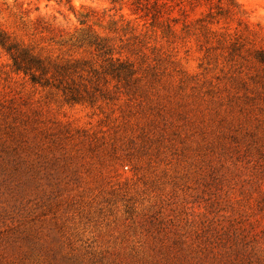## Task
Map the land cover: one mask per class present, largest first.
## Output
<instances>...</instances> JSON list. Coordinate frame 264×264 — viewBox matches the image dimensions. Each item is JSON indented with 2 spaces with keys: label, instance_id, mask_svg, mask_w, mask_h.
Listing matches in <instances>:
<instances>
[{
  "label": "rangeland",
  "instance_id": "rangeland-1",
  "mask_svg": "<svg viewBox=\"0 0 264 264\" xmlns=\"http://www.w3.org/2000/svg\"><path fill=\"white\" fill-rule=\"evenodd\" d=\"M133 2L0 0V264L264 251V0Z\"/></svg>",
  "mask_w": 264,
  "mask_h": 264
},
{
  "label": "trees",
  "instance_id": "trees-1",
  "mask_svg": "<svg viewBox=\"0 0 264 264\" xmlns=\"http://www.w3.org/2000/svg\"><path fill=\"white\" fill-rule=\"evenodd\" d=\"M49 1V0H47ZM58 3L69 4V0H54ZM119 0H109L111 5L118 4ZM200 0H134L133 7L134 12L147 10L148 13H153L151 15L152 23L158 21V19L163 18L167 15V12H172L174 8L180 7L186 3L188 6H196L199 4ZM228 8H236V0H223ZM180 11H182L179 8ZM147 16V15H146ZM174 22V20H171ZM168 22V21H167ZM164 33H170V27L166 24L164 28ZM98 51L105 50V45L101 41L94 43ZM0 48L8 54L12 66L16 72L27 73L33 61L27 57L26 53L18 52L16 47L8 43L6 36L0 32ZM108 53V52H106ZM105 53V54H106ZM33 81V78H31ZM255 241H247L240 243L241 247L238 246H221L218 252L212 257L211 260L201 259L200 261L193 263L177 262L173 264H264V251L258 248L254 243ZM238 245V244H236ZM218 256V257H216ZM161 264V263H159ZM167 264V263H162Z\"/></svg>",
  "mask_w": 264,
  "mask_h": 264
}]
</instances>
